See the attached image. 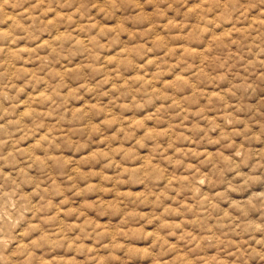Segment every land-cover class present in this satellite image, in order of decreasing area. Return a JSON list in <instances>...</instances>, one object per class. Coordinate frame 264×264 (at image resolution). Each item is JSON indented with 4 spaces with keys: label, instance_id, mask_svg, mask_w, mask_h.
Segmentation results:
<instances>
[{
    "label": "rangeland",
    "instance_id": "374dc122",
    "mask_svg": "<svg viewBox=\"0 0 264 264\" xmlns=\"http://www.w3.org/2000/svg\"><path fill=\"white\" fill-rule=\"evenodd\" d=\"M0 264H264V0H0Z\"/></svg>",
    "mask_w": 264,
    "mask_h": 264
}]
</instances>
